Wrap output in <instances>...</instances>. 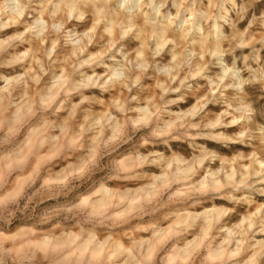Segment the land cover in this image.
Returning <instances> with one entry per match:
<instances>
[{"label": "clouds", "instance_id": "1", "mask_svg": "<svg viewBox=\"0 0 264 264\" xmlns=\"http://www.w3.org/2000/svg\"><path fill=\"white\" fill-rule=\"evenodd\" d=\"M0 264H264V0H0Z\"/></svg>", "mask_w": 264, "mask_h": 264}]
</instances>
